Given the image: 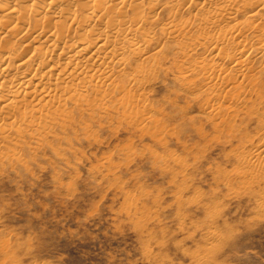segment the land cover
<instances>
[{
	"label": "rangeland",
	"instance_id": "1",
	"mask_svg": "<svg viewBox=\"0 0 264 264\" xmlns=\"http://www.w3.org/2000/svg\"><path fill=\"white\" fill-rule=\"evenodd\" d=\"M151 1L150 18L167 6L156 28L189 2ZM156 28L140 120L100 113L0 175V264H264V91L245 81L212 98L195 66L210 47L188 65Z\"/></svg>",
	"mask_w": 264,
	"mask_h": 264
},
{
	"label": "bare ground",
	"instance_id": "2",
	"mask_svg": "<svg viewBox=\"0 0 264 264\" xmlns=\"http://www.w3.org/2000/svg\"><path fill=\"white\" fill-rule=\"evenodd\" d=\"M151 2L0 0V175L24 169L30 147L45 149L78 127L86 132L100 113L126 121L142 118L141 92L159 66L145 57L156 40L152 18L167 8L150 18ZM192 6L195 12L183 20L182 12ZM172 7L168 22L156 29L164 44L175 43L188 65L196 48L210 47L212 64L201 59L194 64L207 82L203 92L221 98L219 92L229 95L245 81L264 91V0H189ZM252 56L263 59L253 75ZM87 119L94 121L90 125ZM258 152L264 154V144ZM259 165L254 173L261 177L264 166Z\"/></svg>",
	"mask_w": 264,
	"mask_h": 264
}]
</instances>
